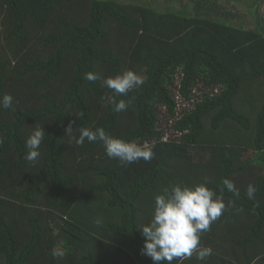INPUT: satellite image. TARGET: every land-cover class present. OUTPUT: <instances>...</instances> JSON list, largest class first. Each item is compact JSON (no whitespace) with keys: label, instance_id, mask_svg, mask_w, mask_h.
<instances>
[{"label":"trees","instance_id":"trees-1","mask_svg":"<svg viewBox=\"0 0 264 264\" xmlns=\"http://www.w3.org/2000/svg\"><path fill=\"white\" fill-rule=\"evenodd\" d=\"M229 1L0 0V264H155L141 229L155 197L206 179L235 207L202 237L212 254L182 264H264V0L252 23ZM129 69L145 82L116 97L135 98L123 112L85 79ZM73 121L77 138L103 127L156 156L124 165L102 141L70 142Z\"/></svg>","mask_w":264,"mask_h":264},{"label":"clouds","instance_id":"clouds-1","mask_svg":"<svg viewBox=\"0 0 264 264\" xmlns=\"http://www.w3.org/2000/svg\"><path fill=\"white\" fill-rule=\"evenodd\" d=\"M85 79L90 82L101 81L103 86L111 89L116 95L105 96L107 103L114 107V111L123 112L132 104L134 97L128 100L120 99L117 96H127L130 91L143 85L144 78L134 70H126L115 77L103 78L102 74L88 72ZM3 107L13 108V96L6 94L3 97ZM15 109L13 108V111ZM83 117V113H80ZM70 122L66 132L70 137V142L83 146L85 140L89 142L102 141L107 155L116 158L122 164H132L144 160L151 162L156 153L155 144L145 142L143 145L127 142L122 138L111 136L103 127L92 130L81 127L80 135L77 138L73 135V124ZM43 125H38L26 142L28 152L25 159L29 162H36L40 158V146L45 137ZM4 138L0 136V145H3ZM212 181L206 179L203 183L195 186L172 185L165 187L162 194L155 197L154 216L151 222L141 227L143 235L146 237L145 246L142 253L151 257L155 264H173L180 261L181 264L186 259H191L194 255L203 261L212 254L210 247L202 246V237L206 232L211 231V226L217 222L228 210L229 206L235 207V201H225L224 189L221 188L218 194L215 189L207 185ZM223 184L229 192L239 194L233 181L225 178ZM257 188L254 184H249L247 194L249 199L255 198ZM238 211H243L239 209ZM102 221L96 220L97 224ZM52 255L56 258H63L66 252L62 249H53Z\"/></svg>","mask_w":264,"mask_h":264},{"label":"rangeland","instance_id":"rangeland-1","mask_svg":"<svg viewBox=\"0 0 264 264\" xmlns=\"http://www.w3.org/2000/svg\"><path fill=\"white\" fill-rule=\"evenodd\" d=\"M237 1V2H235ZM239 1V2H238ZM173 6L176 7V3L174 2L173 4H171ZM227 5H233L234 7H236V9H238L241 12V15L244 16L245 21L247 20V22L252 23L253 21V14L251 15L250 13H248L249 11H254V5H250L249 4V0H233V1H229L227 3ZM232 6V7H233ZM249 26H252L249 25Z\"/></svg>","mask_w":264,"mask_h":264}]
</instances>
